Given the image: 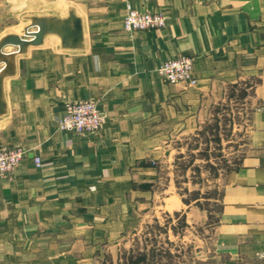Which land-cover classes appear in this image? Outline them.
<instances>
[{
  "label": "crops",
  "instance_id": "1",
  "mask_svg": "<svg viewBox=\"0 0 264 264\" xmlns=\"http://www.w3.org/2000/svg\"><path fill=\"white\" fill-rule=\"evenodd\" d=\"M128 6L163 13L166 26L125 30ZM70 10L81 46L47 34L4 79L0 148L28 153L0 175V264H121L154 207L184 206L169 194L179 143L201 138L234 87L251 93L249 149L224 178L214 246L232 260L264 255V0H0V40ZM180 55L194 58L197 85L159 75ZM85 100L106 115L103 128L59 130L66 103Z\"/></svg>",
  "mask_w": 264,
  "mask_h": 264
},
{
  "label": "rangeland",
  "instance_id": "2",
  "mask_svg": "<svg viewBox=\"0 0 264 264\" xmlns=\"http://www.w3.org/2000/svg\"><path fill=\"white\" fill-rule=\"evenodd\" d=\"M250 94L232 88L224 104L217 106L216 118L203 128L201 138L179 143L183 151L176 154L177 171L168 176L175 183L169 194H178L184 206L179 211L174 205L154 207L152 214L159 217L138 222L141 232L123 242L130 246H123L121 264H264V255L252 252L232 260L216 252L213 240L224 178L249 149L253 111L245 98Z\"/></svg>",
  "mask_w": 264,
  "mask_h": 264
},
{
  "label": "built area",
  "instance_id": "3",
  "mask_svg": "<svg viewBox=\"0 0 264 264\" xmlns=\"http://www.w3.org/2000/svg\"><path fill=\"white\" fill-rule=\"evenodd\" d=\"M166 26V17L163 13L139 11L131 6L127 7L124 17V28L129 32L159 30ZM195 60L190 55H180L162 63L158 68L159 75L171 84L183 83L189 86L198 84L194 72ZM106 122V115L99 109L94 100L68 102L65 113L57 118V127L63 131L75 133H98ZM28 153L22 145L0 148V175L13 173ZM36 165L42 166L41 157L34 158Z\"/></svg>",
  "mask_w": 264,
  "mask_h": 264
},
{
  "label": "water",
  "instance_id": "4",
  "mask_svg": "<svg viewBox=\"0 0 264 264\" xmlns=\"http://www.w3.org/2000/svg\"><path fill=\"white\" fill-rule=\"evenodd\" d=\"M50 33L59 35L64 47L78 48L84 39L82 20L74 10H70L69 16L65 19L33 17L32 23L25 28L23 37L8 34L0 40V116L7 112L4 79L15 72L14 57L18 53H24L31 45H41L45 36ZM9 46L17 49L11 52L4 51Z\"/></svg>",
  "mask_w": 264,
  "mask_h": 264
}]
</instances>
